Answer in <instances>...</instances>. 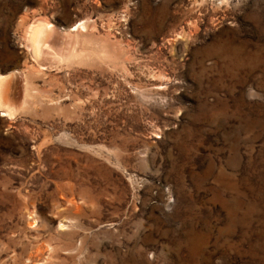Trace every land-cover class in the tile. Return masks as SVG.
Segmentation results:
<instances>
[{
    "label": "rangeland",
    "instance_id": "374dc122",
    "mask_svg": "<svg viewBox=\"0 0 264 264\" xmlns=\"http://www.w3.org/2000/svg\"><path fill=\"white\" fill-rule=\"evenodd\" d=\"M10 73L0 264H264V0H0Z\"/></svg>",
    "mask_w": 264,
    "mask_h": 264
},
{
    "label": "bare ground",
    "instance_id": "6f19581e",
    "mask_svg": "<svg viewBox=\"0 0 264 264\" xmlns=\"http://www.w3.org/2000/svg\"><path fill=\"white\" fill-rule=\"evenodd\" d=\"M74 27L75 29L73 30V32L75 34H73V36L75 39L76 46L75 48L72 47V50L70 49V52L69 51L67 53L65 52L66 54L62 55V58H61L63 60H66L67 62H69L72 58L74 59L77 58L76 54H72L76 48L79 50L80 53H82V41L80 40V37H82L83 33L87 30L85 23H81L80 21ZM73 36L71 33H67L65 37L60 35L59 31L56 30L55 27H53L47 22L39 21L37 22L36 25L30 27L28 31V36H27V42H28V48L30 49L31 54H32V58L36 62L35 64H37L39 68H42L45 66L48 67L46 60L49 61V59H51L50 58L51 55L53 56V53H52L53 48L58 44H60L61 46L63 45L62 47H64V45L68 43L70 44L69 40H71V38L69 37H73ZM62 38H65V40H63ZM16 82H17V76L15 73H10L5 76L0 75V114L1 116H9L11 115L12 112L15 111V110L13 111V105L16 99V94H17ZM28 91H27L26 86H24L23 94L25 96L28 94Z\"/></svg>",
    "mask_w": 264,
    "mask_h": 264
}]
</instances>
